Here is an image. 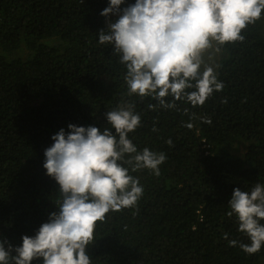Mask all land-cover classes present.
Returning <instances> with one entry per match:
<instances>
[{"label":"trees","instance_id":"obj_1","mask_svg":"<svg viewBox=\"0 0 264 264\" xmlns=\"http://www.w3.org/2000/svg\"><path fill=\"white\" fill-rule=\"evenodd\" d=\"M109 2L0 0V240L20 246L58 211L59 185L43 167L51 137L69 124L110 128L105 113L123 100L141 118L128 138L166 160L159 175L123 165L143 195L97 222L86 249L91 264H264V246L243 252L250 241L228 215L235 188L264 184V10L242 30L243 41L218 44L222 90L203 105L164 108L127 96L126 66L99 43Z\"/></svg>","mask_w":264,"mask_h":264},{"label":"clouds","instance_id":"obj_2","mask_svg":"<svg viewBox=\"0 0 264 264\" xmlns=\"http://www.w3.org/2000/svg\"><path fill=\"white\" fill-rule=\"evenodd\" d=\"M124 2L110 0L101 12L118 19L108 20L107 29L99 31V43L111 45L126 66V95L151 97L164 108H174L176 101L203 105L222 90L212 67L201 71L203 54L213 41H243L242 30L261 19L264 10V0H135L121 9ZM105 116L110 128L69 124L67 132L61 128L51 137L54 143L44 150L43 167L59 185L58 211L49 214L35 236L24 235L20 246L0 240V264L40 259L42 264H91L86 249L94 241L97 222L105 221L110 211L135 207L143 195L138 179L123 165L159 175L166 155L148 148L138 151L128 138L141 126L134 104L122 100ZM228 205V215H235L238 230L250 241L240 245L242 251L258 253L264 246V184L250 192L235 188ZM236 244L230 241V246Z\"/></svg>","mask_w":264,"mask_h":264},{"label":"rangeland","instance_id":"obj_3","mask_svg":"<svg viewBox=\"0 0 264 264\" xmlns=\"http://www.w3.org/2000/svg\"><path fill=\"white\" fill-rule=\"evenodd\" d=\"M120 7H121V9H123V4ZM117 19H118V16H116V15H110V17L106 18V23H107L108 20H111V22H115ZM206 52L210 56L209 59H208L209 62L207 61L208 63H206V65H204V64L202 65L201 71L204 70V67L205 66L212 67L213 70H214L215 67L217 66V62H218L217 59H219L220 56H221V50H220L217 42L213 41L212 42V47L209 48L208 50H206L205 53ZM239 149L242 150V145L240 146ZM238 153H242V151H238Z\"/></svg>","mask_w":264,"mask_h":264}]
</instances>
